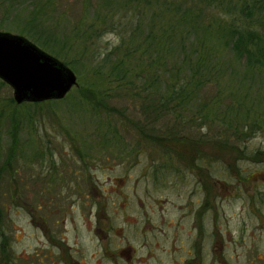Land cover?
Returning a JSON list of instances; mask_svg holds the SVG:
<instances>
[{"label": "rangeland", "instance_id": "1", "mask_svg": "<svg viewBox=\"0 0 264 264\" xmlns=\"http://www.w3.org/2000/svg\"><path fill=\"white\" fill-rule=\"evenodd\" d=\"M123 1L0 0V30L43 43L77 80L64 98L36 106L15 103L0 82V163L17 144L0 171V264H264V71L222 51L223 74L201 93L220 99L214 112H225L227 128L203 123L198 106L159 116L138 89L143 76L109 82L114 58L146 44L142 34L130 40L133 11ZM151 17L147 9L142 27ZM138 57L140 48L130 59ZM101 94L112 109L85 102ZM238 100L252 106L247 137L231 135ZM143 131L192 149L169 141L180 154L169 156ZM208 136H228L224 151Z\"/></svg>", "mask_w": 264, "mask_h": 264}, {"label": "trees", "instance_id": "2", "mask_svg": "<svg viewBox=\"0 0 264 264\" xmlns=\"http://www.w3.org/2000/svg\"><path fill=\"white\" fill-rule=\"evenodd\" d=\"M202 1L203 8L197 7L194 0H162V5L156 11L151 0H124L120 8H129L133 11L134 27L131 23L125 22L127 24L125 28H130L127 31L128 36H130V40H134L138 34H142L143 41L146 44L144 46L142 43L139 46L135 44L129 47L119 58H114V63L110 69L109 82L118 80H120L118 82H123L124 77L135 80L143 76L146 83L139 85L138 89L147 93L144 96L147 101L146 105L151 107V110H153V107H157L155 110L158 111L159 116H170L175 113L177 115L184 114L188 108L198 106V108L194 107L196 109L195 113L200 114L199 118L203 120V123L211 126L215 121L222 119L225 123L226 115L225 112H214L218 104L217 100L220 99L214 97V99L207 102L201 91L209 88L210 85L218 84L219 80L217 78L223 74V68L219 62L222 51H230L234 61L239 62L240 66L242 64L244 66L249 65L257 70L264 71V0ZM34 7L43 8L41 4H34ZM147 9L150 11V15L152 14V19L145 27H142L144 24L142 17ZM116 10L118 12V8ZM93 19H96V17ZM114 26L112 25L113 28ZM39 44L40 47H45L43 43ZM138 48H140L142 56L140 64L138 63L140 57L134 63L130 59ZM61 60L70 67L68 61ZM232 68L231 66V70ZM0 82L5 83L1 80ZM136 89L137 85L134 86V93H136ZM216 92L218 93V90ZM102 97L109 98V95L103 96L101 94V97H96L94 101L85 102L93 108L112 109L107 106ZM77 98L80 99V96ZM243 101L238 100L229 105L233 109L236 121L239 122V127L233 126L232 130L234 132L231 134L237 138L240 135L235 132L238 131L242 137H247L246 135L250 130L246 127L244 121L247 119L249 109L252 106L248 101L247 107L238 108L237 106L241 105ZM245 102H247L246 99ZM28 103L35 106L37 104L35 102ZM144 109L146 110V106ZM239 109H242V112H239L241 111ZM102 110L104 111V109ZM145 110L141 109L140 112L148 117L151 111ZM140 121L136 124L133 122L135 127L142 128ZM179 121L180 118L178 121L174 120L175 129L180 126L183 127L186 119L182 120L184 121L182 123H179ZM227 124L226 122V128ZM163 128L167 129L168 127L163 125ZM145 136L149 137L143 131L141 137ZM201 136L203 137V135ZM219 136H222V133ZM12 137L11 143H14L15 135L13 134ZM227 137L225 136L221 140L209 138L208 136L209 140L214 143L221 142L223 144L220 145L221 151L219 152L224 151L223 147L226 144ZM149 138H152L155 145L163 147V153L169 156L176 157L179 154V150L169 145V141L181 143L180 145L192 149L189 142L184 144V139L179 136L159 135L158 133ZM192 141L199 142L201 139H192ZM16 146V143L9 146L11 154L8 156L9 154L6 153L5 160L0 163V171H3L7 165L9 166ZM200 146L202 145L198 147L195 145L196 153L194 156L200 153ZM213 152H215L213 149L208 150V152L203 149V156L208 157Z\"/></svg>", "mask_w": 264, "mask_h": 264}, {"label": "water", "instance_id": "3", "mask_svg": "<svg viewBox=\"0 0 264 264\" xmlns=\"http://www.w3.org/2000/svg\"><path fill=\"white\" fill-rule=\"evenodd\" d=\"M0 79L12 88L15 103L60 99L77 81L62 60L5 30H0Z\"/></svg>", "mask_w": 264, "mask_h": 264}]
</instances>
